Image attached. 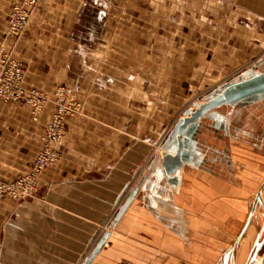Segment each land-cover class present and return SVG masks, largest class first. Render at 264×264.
<instances>
[{"label": "crops", "instance_id": "obj_1", "mask_svg": "<svg viewBox=\"0 0 264 264\" xmlns=\"http://www.w3.org/2000/svg\"><path fill=\"white\" fill-rule=\"evenodd\" d=\"M22 1L0 0V46L24 63L26 86L51 99L68 87L84 116L67 120L35 195L0 199V264H235L264 183V94L191 124L175 174L161 161L193 92L264 71V0H40L11 37ZM90 6L108 12L96 42L81 32ZM55 109L35 120L0 98V179L31 170Z\"/></svg>", "mask_w": 264, "mask_h": 264}, {"label": "built area", "instance_id": "obj_2", "mask_svg": "<svg viewBox=\"0 0 264 264\" xmlns=\"http://www.w3.org/2000/svg\"><path fill=\"white\" fill-rule=\"evenodd\" d=\"M40 0H23L13 4L9 13L7 33L11 37L21 36L30 20V16ZM93 13L91 32L93 38L97 27L102 26L106 12L90 6ZM26 72L21 60L14 57L5 45L0 46V98L5 102H13L29 107L33 119L37 120L50 98L42 90L25 85ZM55 112L48 122L42 147L35 157L30 172L11 181L0 179V199L22 200L35 195L40 173L56 164L61 157L57 144L64 136L67 119L80 111L81 103L71 95L65 86L55 91Z\"/></svg>", "mask_w": 264, "mask_h": 264}, {"label": "water", "instance_id": "obj_3", "mask_svg": "<svg viewBox=\"0 0 264 264\" xmlns=\"http://www.w3.org/2000/svg\"><path fill=\"white\" fill-rule=\"evenodd\" d=\"M264 94V71L255 72L248 75V77L241 80H232L223 84L214 95L207 96L204 101L195 102L184 111V115L178 119L173 128L170 130L168 137L164 144V149L174 139L178 141V149L175 153H166L162 157L161 164L168 175L175 174L183 166L181 158L182 149L184 146L183 135L187 128L204 116L210 110L217 107L236 103L249 99L251 97ZM122 211L120 212V214ZM119 214V215H120ZM100 245L94 250L98 251ZM91 258L85 263L90 264ZM259 264H264V253Z\"/></svg>", "mask_w": 264, "mask_h": 264}, {"label": "rangeland", "instance_id": "obj_4", "mask_svg": "<svg viewBox=\"0 0 264 264\" xmlns=\"http://www.w3.org/2000/svg\"><path fill=\"white\" fill-rule=\"evenodd\" d=\"M99 9H103L105 12H106V16L104 17V21L102 23V26L100 27H97L98 29L95 31L94 33V37L93 38H89L87 36V34L89 32H91V27L90 25L92 24V18H93V11L91 12L90 10V7L87 8V13H86V21H85V24L82 25L81 27V32H82V35H83V38L87 41V42H96L99 38H100V34L101 32L103 31L104 29V25H105V20H106V17H107V10L102 8V7H98ZM90 34V33H89ZM263 59H264V56H263ZM22 62V61H21ZM23 63V62H22ZM24 65V63H23ZM25 69V68H24ZM256 71H253V72H248L246 73L245 77H248L249 74L251 73H255ZM238 72H233L229 75V78L227 80L230 79V81L232 80H236V79H232L233 77H235ZM238 80V79H237ZM59 87V86H58ZM57 87V88H58ZM66 87V86H65ZM56 88V89H57ZM68 90L69 88L66 87ZM207 89V88H205ZM41 90V89H40ZM56 91V90H55ZM44 92V91H43ZM70 92V90H69ZM45 93V92H44ZM71 93V92H70ZM46 94V93H45ZM215 92L213 91V88H209L207 90H200V91H197V92H193L190 96H189V100H188V105L190 106H193L194 105V101H199V102H202L204 101V99L207 97V96H210V95H214ZM72 96H74L76 99H78V101L81 103V107H80V111L72 116H70L69 118H80L82 116H84V111H83V108H84V102L83 100H81V98H79L78 96L74 95L71 93ZM207 95V96H206ZM49 97V95H48ZM50 98V97H49ZM54 98H55V92L53 94V99L50 98L49 102L52 100L54 102ZM48 102V103H49ZM55 104V102H54ZM47 105V104H46ZM56 106V105H55ZM45 108V107H44ZM44 110V109H43ZM183 111H185V108L183 110H179L175 116L170 120L166 130H170L173 128V126L175 125V123L178 121L179 117L182 115ZM42 113V112H41ZM68 118V119H69ZM67 119V120H68ZM51 120V119H50ZM49 120V121H50ZM48 124V123H47ZM47 127V125H46ZM65 129H66V126H65ZM168 132V134H169ZM32 168V167H31ZM30 172V171H29ZM19 177V176H18ZM258 190V192H257ZM25 199V198H24ZM250 202H249V212L251 211V203L253 205V208H252V215L250 214V217H249V226H248V229L250 227V225L252 223H254L256 221V226H255V229L253 231V234L252 236L250 237L249 241H248V244H247V247L245 249V251L243 252V255L241 259H238L239 258V248H238V251L236 253V257H235V261L234 263L235 264H245L247 258H248V254H249V250H250V247H251V243L254 241L255 237H257V244H260L259 245V251H258V254L256 256V259L254 260V263L255 264H259L258 260L262 258V255L264 253V183H258V184H255L253 190L251 191L250 193V196H249V199H248ZM260 211H262L260 217L258 216V214L260 213ZM258 218V220H257ZM247 229V231H248ZM247 233V232H246ZM245 233V235H246ZM245 235L241 238L240 242H239V247H240V244L242 242V240L244 239ZM250 258V257H249ZM253 263V264H254Z\"/></svg>", "mask_w": 264, "mask_h": 264}, {"label": "bare ground", "instance_id": "obj_5", "mask_svg": "<svg viewBox=\"0 0 264 264\" xmlns=\"http://www.w3.org/2000/svg\"><path fill=\"white\" fill-rule=\"evenodd\" d=\"M198 102H199V101H198ZM202 102H203V101H202ZM202 102H201V103H202ZM261 213H262V211H260V213L258 214L259 217H260ZM263 215H264V214H263ZM257 220H258V218H257ZM255 224H256V221L250 225V227H249V229H248V231H247V233H246L244 239L242 240V242H241V244H240V247H239V258H238V259H241V258H242L241 255H243V252L245 251V249H246V247H247L248 241H249L250 237H251L252 234H253V231H254L255 226H256ZM259 261H260V259L258 260V262H259ZM254 264H255V263H254ZM257 264H258V263H257Z\"/></svg>", "mask_w": 264, "mask_h": 264}]
</instances>
